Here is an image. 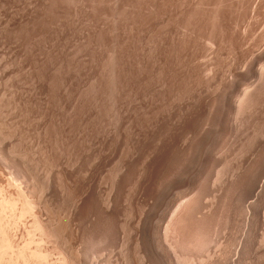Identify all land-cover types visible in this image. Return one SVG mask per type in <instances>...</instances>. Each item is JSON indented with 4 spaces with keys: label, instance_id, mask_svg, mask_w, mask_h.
<instances>
[{
    "label": "rangeland",
    "instance_id": "rangeland-1",
    "mask_svg": "<svg viewBox=\"0 0 264 264\" xmlns=\"http://www.w3.org/2000/svg\"><path fill=\"white\" fill-rule=\"evenodd\" d=\"M0 126V151L17 149L10 161L49 188L52 214L85 223L71 246L97 264L140 263L139 215L152 220L153 264H264V0H0ZM4 150L2 182L24 171ZM113 218L135 230L115 256L103 246L108 230L118 239Z\"/></svg>",
    "mask_w": 264,
    "mask_h": 264
},
{
    "label": "bare ground",
    "instance_id": "bare-ground-1",
    "mask_svg": "<svg viewBox=\"0 0 264 264\" xmlns=\"http://www.w3.org/2000/svg\"><path fill=\"white\" fill-rule=\"evenodd\" d=\"M141 6V5H140ZM171 6H173V5H171ZM201 6V5H200ZM227 9V8H226ZM143 11V10H142ZM207 12V11H206ZM149 16V15H148ZM185 20V19H184ZM146 22V21H145ZM220 23V22H219ZM126 26V25H125ZM142 27V26H141ZM208 28V27H207ZM128 32V31H127ZM230 33V32H229ZM108 34V33H107ZM133 39V38H132ZM210 42V41H209ZM155 45V44H154ZM214 46V45H213ZM158 49V48H157ZM157 52V51H156ZM152 54V53H151ZM116 59V58H115ZM221 60V59H220ZM112 62V61H111ZM122 78V77H121ZM9 79V78H8ZM35 79V78H34ZM19 80V79H18ZM5 89V88H4ZM27 92V91H26ZM2 96V95H1ZM3 99V98H2ZM31 101V100H30ZM33 101V100H32ZM36 101V100H35ZM38 101V100H37ZM3 103V102H2ZM1 103V104H2ZM21 105V104H20ZM32 105V104H31ZM26 107H27V105H26ZM55 107V106H54ZM23 108V107H22ZM63 111V110H62ZM6 114H7V112H6ZM70 114V113H69ZM2 116V115H1ZM11 116V115H10ZM43 116V115H42ZM63 116V115H62ZM31 117V116H30ZM35 118V117H34ZM8 119V118H7ZM10 119V118H9ZM3 120V119H2ZM33 120V119H32ZM37 120V119H36ZM72 121V120H71ZM250 122V121H249ZM12 123V122H11ZM34 123V122H33ZM24 124V123H23ZM64 125V124H63ZM73 125V124H72ZM85 126V125H84ZM1 127V126H0ZM8 127V126H7ZM51 127V126H50ZM10 128V127H9ZM49 128V127H48ZM64 128V127H63ZM85 128V127H84ZM6 129V128H5ZM14 129V128H13ZM19 129V128H18ZM12 130V129H11ZM48 130V129H47ZM13 131V130H12ZM260 131V130H259ZM49 132V131H48ZM63 132V131H62ZM9 133V132H8ZM11 133V132H10ZM15 133V132H14ZM16 134V133H15ZM26 134V133H25ZM40 134V133H39ZM3 135V134H2ZM26 136V135H25ZM61 136V135H60ZM1 137H3V136H1ZM36 138H37V136H36ZM44 138V137H43ZM63 138V137H62ZM57 139V138H56ZM27 140V139H26ZM72 140V139H71ZM2 141V140H1ZM8 141V140H7ZM48 142V141H47ZM2 143V142H1ZM34 143V142H33ZM43 143V142H42ZM5 144V143H4ZM58 144V143H57ZM60 144V143H59ZM18 145V144H17ZM20 145V144H19ZM45 145H47V144H45ZM1 146V145H0ZM8 146V145H7ZM58 146V145H57ZM64 146V145H63ZM2 147H4L5 148V150L4 151H6V147L4 146V145H2ZM13 147V146H12ZM41 147V146H40ZM66 147V146H65ZM64 147V148H65ZM11 148V147H10ZM14 148V147H13ZM63 148V149H64ZM68 148V147H67ZM7 149H8V151H9V148L7 147ZM12 149V148H11ZM10 149V150H11ZM59 149V148H58ZM69 149V148H68ZM3 150H2V152L1 153H3ZM17 149H15V151H16ZM20 150V149H19ZM52 150V149H51ZM67 150V149H66ZM70 150V149H69ZM14 151V152H15ZM28 151V150H27ZM14 152H11L12 154L14 153ZM18 152V151H17ZM36 152V151H35ZM62 152V151H61ZM71 152V151H70ZM0 153V154H1ZM9 154V152H5V154L4 155H6V156H8L7 154ZM10 153V154H11ZM19 153V152H18ZM31 153V152H30ZM33 153V152H32ZM42 153V152H41ZM69 153V152H68ZM10 154H9V156L7 157L8 159H6L5 157H3V159L5 158L7 161L9 160V164H10V162H11V164H12V162L13 161H10V158L12 159V157H10ZM11 154V156H13ZM15 154V153H14ZM17 154V153H16ZM20 154V153H19ZM27 154V153H26ZM44 154V153H43ZM70 155V154H69ZM76 155V154H75ZM15 156V155H14ZM48 156V155H47ZM72 156V155H71ZM0 157H1V155H0ZM10 157V158H9ZM43 157H44V155H43ZM14 158V157H13ZM15 158H16V160H18L17 159V157L15 156ZM14 158V159H15ZM25 158H27V157H25ZM71 158V157H70ZM84 158V157H83ZM4 159V160H5ZM40 159H42L41 157H40ZM50 159V158H49ZM53 159H54V157H53ZM0 160H2V157H1V159ZM46 160H48V158L46 159ZM57 160V159H56ZM55 160V161H56ZM82 160V159H81ZM3 161V160H2ZM1 161V162H2ZM32 161V160H31ZM51 161V160H50ZM4 162V161H3ZM6 162V161H5ZM18 163H20V165H21V160H20V162H19V160L17 161ZM24 162V161H23ZM39 162V161H38ZM40 162H42V161H40ZM78 162V161H77ZM8 162H6V163H4V164H7ZM14 163H16V162H14ZM25 163V162H24ZM28 163V162H27ZM30 163V162H29ZM67 163V162H66ZM69 163V162H68ZM73 163V162H72ZM17 164V163H16ZM26 164V163H25ZM25 164H23L22 163V166L23 165H25ZM43 164V163H42ZM41 164V165H42ZM1 165V164H0ZM12 165H14V166H17V165H19V164H17V165H15V164H12ZM12 165H10V166H12ZM19 165V167L20 168H22L23 169V167H21ZM27 165V164H26ZM25 165V166H26ZM30 165V164H29ZM37 165V164H36ZM68 165V164H67ZM2 166V168H4V166H3V164L1 165ZM9 166V165H8ZM7 165H5V167H6V170H7V168H9ZM18 167V166H17ZM53 167V166H52ZM1 168V167H0ZM10 168H12V167H10ZM10 168H9V170H10ZM14 168V167H13ZM13 168L11 169L12 171H13ZM19 168V169H20ZM27 167H25V169H23L24 171L25 170H27L26 169ZM29 168V167H28ZM34 168V167H33ZM56 168V167H55ZM16 170H18L17 168H15ZM30 169V168H29ZM28 169V170H29ZM61 169V168H60ZM4 170V169H3ZM10 170V171H11ZM28 170L26 171V174H24V171H22L21 169H20V172L22 171V173L24 174V175H26V177H25V179L26 180H29V181H26V180H24V178L23 177H21V176H23V174L20 176L19 174H18V172H17V175H13V174H15L16 173V171H14L15 173H13L12 171V177L11 178H9L8 176H6L7 177V179H4V181L3 182H6L5 184H3V182L0 180V264H10V263H12V261H13V259H16V260H18V261H21L20 263H22V264H97L98 262H96V260H97V257L96 256H98V254H96V256H93V254L95 253L94 251H92L91 250V252H94L93 254L92 253H87V252H85V253H83L82 252V250H86L87 248H89V246L85 249H82V250H79L78 248H77V246H79V245H76L75 247L79 250V252L81 253V254H79L78 253V250H76V249H74L73 250V248H72V243H71V239H69V238H71L72 237V235H73V233L72 232H74V231H76V230H78V228L77 229H75V230H73V229H71L70 227H72V225L73 226H77V227H79V224H82L81 223V220H79V218L77 219V218H75V219H77V221H78V223H77V221H76V223H75V225H74V223H72L71 224V226H68L67 224L69 223V221H68V223H66V222H64L63 223V221H62V219H61V217L59 216V214L57 213L56 214V212H55V214H54V212H53V214H52V210H50V208H51V206H50V208H49V210H48V206H47V204H49L48 202H47V204H46V202H45V200L44 199H42V195L41 194H43L44 193V195H45V191H47V189H49V188H47L46 190H45V184H44V186H43V182H42V185L41 186H43L44 187V189H43V187H41L40 186V183H34V181H35V177H33L34 175H32V177L34 178V180L31 178V181H30V176H31V174L30 173H32V172H30L29 171V173H28ZM65 170V169H64ZM76 170V169H75ZM112 170V169H111ZM19 171V170H18ZM33 171V170H32ZM36 171V170H35ZM49 171H51V170H49ZM63 171V170H62ZM72 171V170H71ZM10 172V173H11ZM77 172V171H76ZM3 173L5 174V172L3 171ZM8 173H9V171H8ZM30 174V175H28V174ZM68 173V172H67ZM66 172H65V174H67ZM71 173V172H70ZM121 173V172H120ZM6 174H7V172H6ZM5 174V175H6ZM49 174V173H48ZM73 174V173H72ZM82 174V173H81ZM84 174V173H83ZM115 174V173H114ZM1 175H3V174H1ZM1 175H0V177H1ZM10 175V174H9ZM27 175H28V179H27ZM44 175V174H43ZM58 175V174H57ZM78 175V174H77ZM51 176V175H50ZM49 176V177H50ZM59 176V175H58ZM3 177H5V176H3ZM62 177H63V175H62ZM121 177V176H120ZM262 177H263V179H262V181H261V183L259 184V188H261L263 185H264V171L262 172ZM41 178V177H40ZM60 178V177H59ZM116 178V177H115ZM2 179V178H1ZM2 179V180H3ZM45 179V178H44ZM55 179V178H54ZM61 179V178H60ZM74 179V178H73ZM6 180V181H5ZM33 180V181H32ZM41 180V179H40ZM77 180V179H76ZM114 180V179H113ZM36 181H37V179H36ZM45 181V180H44ZM71 181H73V180H71ZM24 182H25V184H24ZM31 182V184H29V183ZM34 183V185H33V183ZM48 182V181H47ZM55 182V181H54ZM57 182V181H56ZM60 182H61V180H60ZM59 182V183H60ZM28 183V184H27ZM45 183V182H44ZM50 183V182H49ZM58 183V184H59ZM83 183V182H82ZM36 184H38V185H36ZM29 185H31V186H29ZM50 185H52V183L50 184ZM113 185V184H112ZM112 185H111V187H112ZM61 186V185H60ZM69 186V185H68ZM85 186V185H84ZM89 187V186H88ZM96 187V186H95ZM134 187V186H133ZM135 187H137V186H135ZM5 188H8V190H6ZM62 188H63V186H62ZM113 188V187H112ZM56 189V188H55ZM59 189H60V187H59ZM87 189V188H86ZM117 189V188H116ZM133 189V188H132ZM137 189V188H136ZM44 190V192L42 193V191ZM53 190V189H52ZM88 190V189H87ZM134 191H135V188L133 189ZM51 191V190H50ZM54 191V190H53ZM58 191V190H57ZM60 191V190H59ZM93 191V190H92ZM91 191V192H92ZM52 192V191H51ZM61 192H62V190H61ZM68 193H71V192H69V189H68V191H67ZM75 192V191H74ZM114 192V191H113ZM49 193V192H48ZM56 193V192H55ZM54 193V194H55ZM76 193V192H75ZM75 193H74V195H75ZM83 193V192H82ZM131 193V192H130ZM135 193H137V192H135ZM50 194V193H49ZM54 194H52V195H54ZM67 194V193H66ZM85 194V193H84ZM95 194V193H94ZM100 194V193H99ZM128 194V193H127ZM43 195V196H44ZM47 195V194H46ZM45 195V196H46ZM51 195V194H50ZM68 195V194H67ZM71 195H72V193H71ZM70 195V196H71ZM93 195V194H92ZM92 195H90V196H92ZM114 195V194H113ZM44 196V197H45ZM66 196V195H65ZM77 196V195H76ZM110 196V195H109ZM250 196H252V194L250 195ZM43 197V198H44ZM48 197V196H47ZM55 197V196H54ZM57 197H58V195H57ZM56 197V198H57ZM69 197V196H68ZM93 197H94V195H93ZM51 198V197H50ZM65 198H67V197H65ZM73 198V197H72ZM53 199H55V198H53ZM74 199V198H73ZM93 199V198H92ZM44 200V201H43ZM48 200H49V198H48ZM59 200V199H58ZM72 200V199H71ZM78 200V198L76 199V201ZM81 200V199H80ZM86 200V199H85ZM87 200H88V198H87ZM95 200V199H94ZM118 200V199H117ZM74 201V200H73ZM104 201V200H103ZM102 201V202H103ZM111 200H105V202H103V203H100L101 205H100V209H101V211L102 210H104V212H109L110 211V209H111V207L113 206V208H114V204H116V203H112V202H110ZM114 201V200H113ZM132 201V200H131ZM183 201V200H182ZM57 202V201H56ZM55 202V203H56ZM69 202H70V200H69ZM99 202V201H98ZM101 202V201H100ZM145 202V201H144ZM77 203L78 202H76L75 203V205H74V207L77 205ZM148 203V202H147ZM58 204V203H57ZM67 204H69L70 205V203H67ZM99 204V203H98ZM144 204H146V203H144ZM181 204V203H180ZM186 204V203H185ZM64 205V204H63ZM69 205H68V207L67 208H69ZM71 205H72V201H71ZM90 205V204H89ZM95 205V204H94ZM179 205V204H178ZM54 206H56V205H54ZM85 206H87V205H85ZM99 206V205H98ZM138 206V205H137ZM143 206V205H142ZM180 206V205H179ZM59 205H58V208L57 209H59ZM63 207V206H62ZM73 207V208H74ZM115 207H116V205H115ZM144 208H142V207H139V208H141V209H145V207H146V205H144L143 206ZM178 207V206H177ZM65 208V207H64ZM63 208V209H64ZM94 208V207H93ZM138 208V209H139ZM187 208V207H186ZM51 209H53V208H51ZM55 209V208H54ZM61 209V208H60ZM70 209V208H69ZM72 209V208H71ZM78 209V208H77ZM115 209V208H114ZM114 209H111L112 211H114ZM99 210V209H98ZM119 210V209H118ZM135 210V209H134ZM45 211H50V212H48V213H46ZM57 211V210H56ZM59 211V210H58ZM89 211H91V209L89 210ZM88 211V212H89ZM100 211V212H101ZM138 211V210H137ZM137 211H136V213H137ZM140 211H142V210H140L139 209V212ZM149 211V210H148ZM63 212V211H62ZM68 212V214H70L69 212L70 211H67ZM66 212V213H67ZM76 212V211H75ZM81 212V211H80ZM85 212V211H84ZM91 212H94V211H91ZM128 212V211H127ZM135 212V211H134ZM138 212V213H139ZM175 212V214H176V212L177 211H174ZM244 212V211H243ZM48 214V215H46V214ZM65 213V212H64ZM74 212L72 211V214H73ZM115 213V212H114ZM141 213V212H140ZM143 213H145V215H146V213L147 212H144V210L142 211V214ZM45 214V215H44ZM71 214V215H72ZM77 214H78V212H77ZM81 214V213H80ZM86 214V213H85ZM93 214V213H92ZM112 214H113V212H112ZM116 214V213H115ZM114 214V215H115ZM131 214H133V213H131ZM60 215H62V214H60ZM76 215V214H75ZM75 215H72V216H74L75 217ZM88 215V214H87ZM95 215V214H94ZM98 215H99V213H98ZM106 215V214H105ZM105 215H103L104 217H105ZM111 215V214H110ZM125 215V214H124ZM150 215V214H149ZM148 215V216H149ZM58 216V217H57ZM65 216V215H64ZM63 215H62V217H64ZM71 216V218H73ZM100 216V215H99ZM109 216V215H108ZM137 216V215H136ZM135 216V218L137 219V217ZM174 216V215H173ZM27 217H28V220L26 221V223H24L23 222V224H21V225H23L24 226V228L23 229H25L24 230V232L26 233V236L24 235V233H22L24 236H25V238L23 237V235H21L22 236V238L21 239H23V241L21 242V241H19L18 239V241L19 242H17V240H16V238H15V236L16 235H14V234H12V233H10V230H12L13 228H14V226H13V224L15 225V224H17V225H19V221H21V223H22V220H25V219H27ZM82 217H83V215H81V217H80V219H82ZM85 217V216H84ZM84 217H83V219H84ZM92 217V216H91ZM112 217V216H111ZM129 217V216H128ZM131 217H134V216H131ZM138 217H140V218H138L139 220L137 221V224H136V222L133 224V223H131V225H132V227H133V229H134V227L136 228V225H137V228H136V238H134L135 240L134 241H132L131 240V242H132V244H131V249H132V251L134 252V254L136 255V256H138V257H136V259H138V261L137 262H139V260H140V263L142 262V264H151L152 263V257H153V253H154V245H153V239H152V233H151V225H150V220L151 219H149L148 221H145L144 220V222H143V220H142V218H141V215H139ZM147 217V216H146ZM66 218H68V216L66 217ZM65 218V219H66ZM87 219L89 218V217H86ZM109 218V217H108ZM115 219H116V216L114 217ZM112 219V220H110L109 219V223H108V221H106L108 224L107 225H110V223L112 222V226L111 227H113L114 226V228L113 229H116L117 227H118V225L116 224V222L117 221H119V220H117L116 222H114V220L115 219ZM127 218V217H126ZM171 218V217H170ZM175 218V217H174ZM174 218L172 217V219L174 220ZM74 219V218H73ZM101 219H102V217H101ZM101 219H99L98 221H100ZM121 219V218H120ZM125 219V218H124ZM131 219H133V218H131ZM130 218H129V221L131 220ZM136 219H133V222L136 220ZM146 220L148 219V218H145ZM61 220V221H60ZM67 220H70V217L67 219ZM72 220V219H71ZM90 220V219H89ZM92 220H94V219H92ZM122 220V219H121ZM75 220H72V221H70V223L71 222H74ZM85 221V219L83 220V222ZM96 221H97V219H96ZM95 221V222H96ZM127 221V220H126ZM126 221H124V222H126ZM141 221L143 222V224L141 223ZM152 221V220H151ZM16 222H18V223H16ZM92 222V221H91ZM95 222H93V223H95ZM123 222V221H122ZM123 222V223H124ZM128 222V221H127ZM131 222V221H130ZM130 222L128 223V225L131 227V225H130ZM173 221L172 220H169V223H167V225H166V227H165V230H164V235L168 238V236H170V235H168V234H170V233H168L169 232V230L171 231V229L174 227V226H172L173 225V223H172ZM89 223V222H88ZM92 223V224H93ZM99 223V222H98ZM85 224V223H84ZM84 224H82V226L84 227ZM90 224V223H89ZM127 224V223H126ZM27 225V226H26ZM96 225H99V224H96ZM124 224H122V226H123ZM135 225V226H134ZM143 225V226H142ZM81 226V227H82ZM121 226V225H120ZM120 227L121 229L120 230H122V228H125L123 231H125L126 230V233L128 234L130 231L128 230V229H126V227H125V225L123 226V227ZM129 226H128V228H129ZM139 226V227H138ZM17 227V226H16ZM21 227V226H20ZM19 227V228H20ZM88 227V226H87ZM92 227V226H91ZM91 227H89V228H91ZM97 227V226H96ZM100 227V226H99ZM105 227H107L106 229H108V228H110V227H108V226H105ZM132 227H131V229L130 230H132V232H133V229H132ZM73 228V227H72ZM89 228H88V231H89ZM104 228V227H103ZM17 230H18V227L16 228ZM112 229V228H111ZM20 230V229H19ZM18 230V231H19ZM22 230V229H21ZM73 230V231H72ZM80 230V229H79ZM78 230V231H79ZM84 231H85V227H84V229H83ZM92 230V229H91ZM93 230H96V229H93ZM92 230V231H93ZM105 230V229H104ZM104 230H102L104 233H105V231ZM127 230L129 231V232H127ZM17 231V232H18ZM77 231V232H78ZM92 231H91V233H92ZM97 231V230H96ZM123 231H121L122 233H120L119 231H117V229H116V231L115 232H117V237H118V239L117 238H115V237H113L112 238V234L110 233L111 232V230H108L107 231V234H108V232H109V235L111 236H109V235H107L108 236V238H106L105 240H107V239H111V243L110 242H104V243H107V245L106 244H102L103 246H106L105 248L108 250L107 252H109V253H107V255H114V253H115V255L117 254V253H122L121 251H123L122 250V248H124V244H126L125 243V241L127 240V239H129V237L130 236H132L131 234H132V232H130L129 234H130V236L126 239V238H124L125 236H124V234L126 235V233L125 232H123ZM173 231V230H172ZM14 232V231H13ZM21 232V231H20ZM65 232H68V234H70L71 236H69L68 235V237H64L65 236ZM86 232V231H85ZM102 232V233H103ZM176 232V231H175ZM174 232V233H175ZM19 233V232H18ZM78 233H81L80 231L78 232ZM77 233V234H78ZM94 233H95V231H94ZM101 233V234H102ZM133 233H135V230H134V232ZM173 233V234H174ZM75 234V233H74ZM83 234V233H82ZM89 234V233H88ZM97 234H99V231H98V233ZM106 234V233H105ZM76 235V234H75ZM86 235V234H85ZM91 235V234H90ZM94 235V234H93ZM115 235V234H114ZM134 235V234H133ZM158 235H159V233H158ZM168 235V236H167ZM19 236H20V234H19ZM61 236L64 238V240H63V242H62V244L63 245H65V246H63V247H65V248H63V247H59V244L61 243V242H59V244L57 245L60 249H58V247L55 245V243H56V239L57 238H60L59 240L60 241H62L61 239ZM67 236V235H66ZM74 236V235H73ZM78 236H80V234H78ZM83 236V235H82ZM87 236V235H86ZM86 236H84V237H82V238H84L85 239V237ZM105 236V235H104ZM104 236H103V239H104ZM163 236V235H162ZM76 238H77V236H75ZM90 237V236H89ZM89 237H86V238H89ZM94 236H91L90 238H91V240H89V241H93L94 239L96 240V238H94L93 240H92V238H93ZM18 238V237H17ZM20 238V237H19ZM99 238V237H98ZM98 238H97V240H98ZM115 238V239H114ZM132 238V239H133ZM167 238H166V240H167ZM54 239H55V241H54ZM70 241H69V240ZM80 239V238H79ZM82 240L83 241V243L82 242H79L81 245L83 244L84 245V241L85 240ZM112 239H114V240H112ZM121 239V240H120ZM165 239V238H164ZM58 239H57V243H58V241H59ZM72 240H73V237H72ZM87 240V239H86ZM87 240V241H88ZM100 240V239H99ZM98 240V243L100 242V243H102V241H104V240H102V241H99ZM51 241H53L54 243L52 244L53 245V247H55V250L56 251H58V250H61V248H62V250L61 251H58L59 253V256L57 257V256H55V250H53V249H51V251L49 250V248H51L52 246H50V245H47V248H45L46 246H45V244H47V242H50L51 243ZM78 241V240H77ZM87 241H85V242H87ZM160 241V240H159ZM180 241V240H179ZM69 242V243H68ZM94 242V241H93ZM127 243L129 242V240H127L126 241ZM130 242V243H131ZM172 242V241H171ZM75 243V242H74ZM74 243H73V245H74ZM95 243V242H94ZM97 243V242H96ZM97 243V244H98ZM112 244V246H110V244ZM129 243V244H130ZM161 243V242H160ZM233 243V242H232ZM34 244V246H32ZM70 244V245H69ZM93 244V243H92ZM91 244V245H92ZM109 244V245H108ZM80 245V246H81ZM17 247V248H14V247ZM79 246V247H80ZM85 246H86V244H85ZM84 246V247H85ZM101 246V245H100ZM112 247L113 249H111V250H109L110 249V247ZM126 246H128L127 244H126ZM126 246H125V248H124V250L126 249ZM170 246V245H169ZM49 247V248H48ZM92 247V246H91ZM109 247V248H108ZM130 247V246H129ZM58 250H57V249ZM81 248V247H80ZM101 248V247H100ZM90 249V248H89ZM98 249V248H97ZM120 249V250H119ZM11 250H12V254L11 255H9V257L11 258V261H5V259L8 257L7 255L9 254V253H11ZM52 250H53V252H52ZM101 250V249H100ZM104 250V249H103ZM103 250H102V252H100V253H104L103 252ZM127 250H128V248H127ZM157 252H160L159 251V248H157L156 247V249H155ZM77 251V252H76ZM106 251V250H105ZM117 251H119V252H117ZM126 251V250H125ZM88 252H90V251H88ZM117 252V253H116ZM131 252V251H130ZM130 252H125V254L127 253L128 255H129V253ZM238 252V251H237ZM53 253H54V257H53ZM119 253V254H120ZM228 253V252H227ZM57 254V253H56ZM82 254H90V255H88V256H86V258L87 259H89V261L91 260L90 258H91V256H93V258H95L96 257V260H93V258H92V260H91V262H89L87 259H85L88 263H86V261L84 260V258H85V256H83V257H81L82 256ZM92 254V255H91ZM124 254V253H123ZM122 254V255H123ZM124 255L125 256V258H126V256H127V258L129 257L128 255ZM131 254V253H130ZM157 254V253H156ZM179 254V253H178ZM101 255V254H100ZM105 255V254H104ZM104 255L102 256V257H104ZM114 255V256H115ZM159 255V254H158ZM90 256V257H89ZM114 256H112V257H114ZM118 256V255H117ZM132 255H130V257L128 258L129 259V261L131 260V257ZM161 256V255H160ZM167 256V255H166ZM107 257V256H106ZM106 257H104L105 258V263H103V264H107L112 258L110 257H108L110 260H106L107 258ZM237 257V256H236ZM9 258V259H10ZM103 258V259H104ZM160 258V257H159ZM8 259V260H9ZM100 259V258H99ZM116 259V258H115ZM119 259V258H118ZM122 259V258H121ZM136 259H134V260H136ZM158 259V258H157ZM181 259V258H180ZM117 260V259H116ZM128 263H129V261L127 260V259H125ZM17 261V262H18ZM102 261V260H101ZM107 261V262H106ZM159 261V260H158ZM185 261V260H184ZM15 262V261H14ZM104 262V261H103ZM113 262H114V260H113ZM112 262V263H113ZM124 262V261H123ZM122 262V263H123ZM126 262V264H128ZM133 262H135V261H133ZM133 262H132V264H133ZM153 262H154V260H153ZM191 262V261H190ZM19 263V262H18ZM102 263V262H101ZM110 263H111V261H110ZM109 263V264H110ZM111 263V264H112ZM115 264H118V263H116V262H114ZM139 263V264H140ZM221 263V262H220ZM14 264V263H13ZM153 264V263H152ZM155 264V263H154Z\"/></svg>",
    "mask_w": 264,
    "mask_h": 264
}]
</instances>
